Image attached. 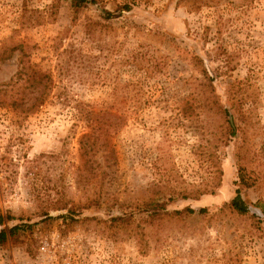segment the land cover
<instances>
[{
	"label": "rangeland",
	"instance_id": "374dc122",
	"mask_svg": "<svg viewBox=\"0 0 264 264\" xmlns=\"http://www.w3.org/2000/svg\"><path fill=\"white\" fill-rule=\"evenodd\" d=\"M0 215V264H264V0H0Z\"/></svg>",
	"mask_w": 264,
	"mask_h": 264
},
{
	"label": "trees",
	"instance_id": "16d2710c",
	"mask_svg": "<svg viewBox=\"0 0 264 264\" xmlns=\"http://www.w3.org/2000/svg\"><path fill=\"white\" fill-rule=\"evenodd\" d=\"M74 1V5L79 6V5H84L86 3H96L97 0H73ZM121 9H124L126 11H130L132 9V5L131 4H124ZM105 16L107 18L113 17V13L106 9L105 10ZM31 84L32 87L36 88L37 86L40 87L43 83L44 84V88L46 90V88L50 87V77L49 75L47 76L46 74H43L40 70H37L35 68L31 69ZM46 79V82H45ZM43 82V83H42ZM229 105L227 107H222L224 113L226 114V120H227V133H228V138L229 136H236L238 134L239 131V120L236 116V110L239 109V113H244L243 110L241 109V104L237 103L234 98L230 97L228 99ZM18 100H14L12 101L10 104L12 107L16 108L17 104H18ZM40 104H33L32 107L35 106H39ZM239 169V176H240V181L241 183H245L247 184L248 180H247V173L244 172V167L243 165H239L238 167ZM211 189L210 188H205L203 193H207L209 192ZM188 196V193L184 194V197ZM149 206H154V205H149ZM148 206V207H149ZM230 206L235 209L236 211H238L239 213H247L250 211L249 205L246 203V201L244 200V198L242 197L241 193H240V189L237 190V194L236 196L231 200ZM206 207L200 208L199 209V213H204L206 212ZM187 211L189 213H195L196 210L193 208H188ZM3 221V216L0 215V223ZM30 225H14L12 227H10V229H6V228H2L0 229V245L6 244L9 240L10 236L15 235L18 231L21 230V228L23 227H29Z\"/></svg>",
	"mask_w": 264,
	"mask_h": 264
},
{
	"label": "built area",
	"instance_id": "2783aa9c",
	"mask_svg": "<svg viewBox=\"0 0 264 264\" xmlns=\"http://www.w3.org/2000/svg\"><path fill=\"white\" fill-rule=\"evenodd\" d=\"M67 264H69V263H67Z\"/></svg>",
	"mask_w": 264,
	"mask_h": 264
}]
</instances>
